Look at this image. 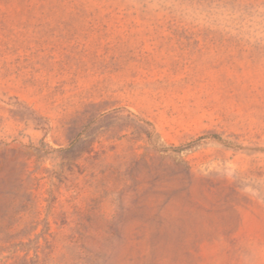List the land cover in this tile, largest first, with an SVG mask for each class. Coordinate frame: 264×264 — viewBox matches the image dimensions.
I'll list each match as a JSON object with an SVG mask.
<instances>
[{"label": "rangeland", "instance_id": "1", "mask_svg": "<svg viewBox=\"0 0 264 264\" xmlns=\"http://www.w3.org/2000/svg\"><path fill=\"white\" fill-rule=\"evenodd\" d=\"M0 264H264V0H0Z\"/></svg>", "mask_w": 264, "mask_h": 264}, {"label": "trees", "instance_id": "2", "mask_svg": "<svg viewBox=\"0 0 264 264\" xmlns=\"http://www.w3.org/2000/svg\"><path fill=\"white\" fill-rule=\"evenodd\" d=\"M178 149H180V147H175V148H174V150H178Z\"/></svg>", "mask_w": 264, "mask_h": 264}]
</instances>
